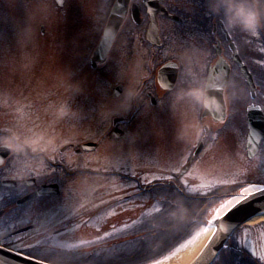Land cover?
<instances>
[{
  "label": "flooded vegetation",
  "instance_id": "1",
  "mask_svg": "<svg viewBox=\"0 0 264 264\" xmlns=\"http://www.w3.org/2000/svg\"><path fill=\"white\" fill-rule=\"evenodd\" d=\"M114 1L111 0L100 19L90 13L89 28H94L99 35L96 44V34L85 36L94 42L90 55L83 60L87 45L73 41L70 56L80 66L88 59L91 69H101L111 63L117 76L112 89L120 85L121 92L111 97L112 110L119 114L111 119L108 132L117 129L120 136L114 140L125 136L128 133L125 126L132 115H137V123L133 124L135 128L139 123L145 128L144 147L149 146L151 153L158 151L155 159L160 156L168 164L164 171L166 176L169 175V181L163 188L160 182L147 183L139 186L138 191L144 196L156 189L158 192H184L187 188L181 178L204 148L213 147L217 138L225 136L238 122L245 126L241 155L247 157L248 106L256 105L264 117V27L255 34L229 29L220 16L208 11L206 0H120L122 19L112 46L104 59L92 60ZM43 32L40 29L41 35ZM53 47L50 45L48 49L54 58ZM241 63L253 80V94L242 74ZM219 64L228 67L222 110L219 106L202 107L189 97L177 94L178 88H187L196 80L206 79L208 71ZM80 71L81 68L73 76L77 77ZM103 77L101 74L94 80L103 82ZM126 89L138 91L137 97L128 105L130 111L122 105ZM77 104L76 101L73 105ZM185 104L194 114V124L183 120ZM81 143H66L62 150L71 149L77 154L86 151L79 149ZM140 145L134 147L140 150ZM259 154L264 158V135L257 152L249 160ZM178 162H182L179 167ZM63 163L50 159L43 152L31 150L11 152L0 161V179L12 180L7 185H0V245L28 255L34 250L55 256L65 253L67 256L48 258L57 264H97L98 259L103 258H117L119 264H128L124 259L133 253L120 251V248L137 240L132 234L133 229L139 219H146L150 214L147 203L136 202L137 195L131 193L118 198L119 202L101 204L71 203L66 195L63 200L56 201L62 197V191L69 193L68 177L77 173ZM182 170L183 174L178 175ZM79 172L98 173L89 169ZM99 173L132 178L118 171ZM54 183L58 186L54 187ZM43 185L48 188L43 194L35 195ZM56 190L58 193H52ZM104 232L109 235L105 237ZM96 236L101 239L94 240ZM80 240L87 243L79 244ZM104 249H112V255H107ZM226 249L234 255L240 251L230 244ZM144 263L145 259L130 264ZM212 264L225 262L219 254Z\"/></svg>",
  "mask_w": 264,
  "mask_h": 264
},
{
  "label": "rangeland",
  "instance_id": "2",
  "mask_svg": "<svg viewBox=\"0 0 264 264\" xmlns=\"http://www.w3.org/2000/svg\"><path fill=\"white\" fill-rule=\"evenodd\" d=\"M108 1L65 0L64 5L58 7L52 0H0V131L10 127L22 136L42 133L43 137L38 143L44 149L39 152L57 162H65L63 164L67 169L77 172L68 177L66 187L69 193L62 191V197L56 201L63 200V195H66L71 203L101 204L117 202L118 198L131 193L138 195L136 197L140 202H146L153 212L160 203H166L168 210L152 225V230H158L160 225L164 228L163 231L158 230L156 237H152L157 239L158 246L142 256H128L124 262L130 264L174 247L180 238L171 233V223L185 214L177 217L169 215L174 204H183L178 192L165 190V198L157 195L160 201L156 202L152 198L159 189L145 193L144 197L138 191L139 183L160 182L163 188L169 177L164 171L168 164L160 156V159H155L158 151L151 153L149 146L144 147L145 128L140 123L137 128L133 124L137 123L138 116L132 115L129 125L126 123L128 133L125 136L114 140L108 135L111 119L119 114L112 110L110 94L117 76L111 63L101 69H91L88 59L80 66L70 56L73 41L87 45L83 60L90 55L91 47L99 37L94 28H89L90 13L100 19L106 5L111 3ZM41 25L44 26L42 35ZM95 34L93 43L85 38ZM50 45L54 46V58L48 49ZM79 68L82 71L74 77ZM101 74H104L103 82L94 80ZM76 101L78 104L73 105ZM66 104L72 107L73 113L60 117L58 113ZM123 104H127L125 97ZM130 109L128 106L127 111ZM184 112V122L194 124V114L186 104ZM233 128L221 139L217 138L213 147L204 148L191 169L181 178L190 195L206 196L207 199L191 198V207L197 209L196 212L201 207L200 213H205L207 220L215 214L220 204L238 195L241 187L264 181V158L259 154L249 160L244 154L241 155L244 123L238 122ZM193 130L196 133L195 128ZM83 141L96 142L97 147L78 154L71 149L62 150L66 143L78 144ZM137 144H141L140 150L134 147ZM180 164L182 162H178L177 167ZM82 169L98 173H80ZM107 171H118L132 178L122 180L120 176L99 173ZM143 227V224L139 225L138 230ZM249 227L244 225L239 234L243 239L251 238V244H248H258V251L263 249L264 256V226ZM201 228L197 231V237L205 233L200 232ZM168 234L173 238L172 244L162 242ZM197 237L183 242L179 248L188 246ZM146 239L149 240L150 236ZM124 250L128 251L126 245L120 248V251ZM32 255L45 259L55 256L54 253L48 255L39 250H34ZM59 256L67 255L64 253L55 257Z\"/></svg>",
  "mask_w": 264,
  "mask_h": 264
},
{
  "label": "water",
  "instance_id": "3",
  "mask_svg": "<svg viewBox=\"0 0 264 264\" xmlns=\"http://www.w3.org/2000/svg\"><path fill=\"white\" fill-rule=\"evenodd\" d=\"M60 5L62 3V0H56ZM122 1L116 0L109 12L106 25L104 27L103 31V37L97 46V48L93 52L94 57H105L106 52L108 51L112 40L116 34V31L119 27L120 23V10L121 7L119 5ZM223 69H222V68ZM242 70L246 76L247 82L253 90V83L251 81V77L249 73L246 71L245 67L241 65ZM228 80V68H224L220 64L213 67L209 70L207 81L209 83H220L223 85L222 90H213L210 89V94L212 96L216 97V100L218 102L209 103L206 105L207 107H220V110H222V107H224L223 102V88L226 85ZM117 89L119 87H116L113 95H115L117 92ZM264 135V117L259 110L258 107L250 105L248 107V157H252L259 146L260 140L262 139ZM112 137L119 136V133L117 130H113L111 132ZM95 146L94 143L87 142L82 144L80 147L85 149H92ZM9 153L8 149L0 148V156L5 157ZM7 182L0 181V184H5ZM54 187H57V184H53ZM57 193V190L54 192ZM264 209V191L256 193L253 197L250 198L248 204H247V218L241 217L240 215H237L233 213L231 216H229L226 220L221 217L219 220V223H223L225 226L223 228H219L218 224H214L213 227L217 228V231L215 235L213 236V232H211L210 236H213L212 239H207L205 244L202 246V248L199 250L197 256L189 263V264H210L213 259L216 257L219 250L223 247L226 240L230 236V234L240 225L245 223L250 217L255 215L257 212ZM209 236V237H210ZM0 264H50L44 261L36 260L33 258H30L28 256L19 254L17 252L11 251L7 248H4L0 246Z\"/></svg>",
  "mask_w": 264,
  "mask_h": 264
},
{
  "label": "clouds",
  "instance_id": "4",
  "mask_svg": "<svg viewBox=\"0 0 264 264\" xmlns=\"http://www.w3.org/2000/svg\"><path fill=\"white\" fill-rule=\"evenodd\" d=\"M207 9L210 13L220 16L224 25L229 29H238L246 33H257L264 27V0H206ZM210 83L206 79L194 81L187 88L177 89L179 96H187L196 104L205 107L209 103L218 102L215 96L210 94ZM138 91L126 89L124 97L127 108L130 101L137 97ZM73 113L72 109L66 104L58 113L60 117ZM43 134L30 133L21 135L13 128H5L0 131V147L7 148L13 153H23L31 150L32 152L43 151L44 146L38 143ZM186 211L185 206L177 202L169 210L172 217L181 216Z\"/></svg>",
  "mask_w": 264,
  "mask_h": 264
},
{
  "label": "trees",
  "instance_id": "5",
  "mask_svg": "<svg viewBox=\"0 0 264 264\" xmlns=\"http://www.w3.org/2000/svg\"><path fill=\"white\" fill-rule=\"evenodd\" d=\"M166 192V191H165ZM195 199V198H194ZM190 210H187V213H184L185 215L183 217H179L178 219H176L175 221H173V223H171V228L170 231L174 236L179 237L180 242L178 244H176V246H178L182 240H186L191 234H193L197 229L207 226V218L206 215L204 213H202L201 215V207H199V211L196 212L197 209H194L192 207H190ZM154 220V219H153ZM154 225V222H153ZM262 226H264V222L261 223ZM152 227H150V230L148 231V233L146 234V238L147 236H150V241H151V245L150 248L154 249L155 247H157L158 245V241L157 239H153L152 237H156L155 234H157L158 230L163 231L164 228L160 227L158 228V230H152ZM195 228H197L196 230H194ZM191 230V231H190ZM194 230V232H192ZM240 232V229H238L231 237H230V241L228 242V245H233V246H238L236 244V241L238 239V233ZM170 233V234H171ZM192 236V235H191ZM190 236V237H191ZM164 241H162L163 243H171V241L173 240L172 236H167L166 239H163ZM172 244V243H171ZM240 249V248H239ZM171 249H168V251H170ZM167 251V252H168ZM167 252L162 253V251L157 254V256H153L150 259H145L146 263H149L152 259H156V260H160L161 256H164ZM235 255L232 253V251H229L228 249H224L221 253H220V257L222 258V260L225 262V264H264V259H261L262 256H256L254 254H252L251 252L245 251V248L240 249V251L237 250V253L234 252ZM48 261H52L51 259H46ZM122 260V259H121ZM110 264H113L115 261V259H109L108 260Z\"/></svg>",
  "mask_w": 264,
  "mask_h": 264
},
{
  "label": "snow or ice",
  "instance_id": "6",
  "mask_svg": "<svg viewBox=\"0 0 264 264\" xmlns=\"http://www.w3.org/2000/svg\"><path fill=\"white\" fill-rule=\"evenodd\" d=\"M164 69H161V72H163ZM223 85L220 83H210V88L213 90H222ZM4 148V147H0ZM7 149V148H5ZM176 171H179V169H176ZM264 191V183H261L259 186L256 184H247L245 187H241L239 189V194L235 196H231L229 199L225 200L222 204L219 205L218 208L215 209V214L207 221V226L202 227L200 229V232H207L209 228H212L213 236L215 235L217 228L213 227L214 224H218L219 228H223L225 225L223 223H219V220L221 217H223L225 220L231 216L233 213L240 215L241 217L247 218V204L251 197H253L256 193ZM259 215L264 216V210H262ZM122 227H127L126 225H122ZM113 231H116V229H113ZM103 235L106 237L109 235L108 232H104ZM199 235V233H197ZM213 236H210L209 239H212ZM96 241H99L101 239L100 236H96L93 238ZM79 244H85L87 241L80 240L78 241ZM15 246V245H14ZM68 247H73L72 245H68ZM127 249L132 252H139L143 248V244L140 240H132L127 242L126 245ZM104 251L107 253V255H112L113 250L112 249H104ZM174 255V253H173ZM168 257H163V259H167ZM261 259H264V256L261 257ZM97 264H104L103 259H98ZM150 264H160L159 260L152 259L150 261Z\"/></svg>",
  "mask_w": 264,
  "mask_h": 264
},
{
  "label": "bare ground",
  "instance_id": "7",
  "mask_svg": "<svg viewBox=\"0 0 264 264\" xmlns=\"http://www.w3.org/2000/svg\"><path fill=\"white\" fill-rule=\"evenodd\" d=\"M261 211L250 217L247 221V224H256L264 221V216L259 215ZM211 232L212 229H209L207 232L197 237L196 240H194L191 244L185 246L173 256L161 261L160 264H189L195 258V256H197L199 250L202 248Z\"/></svg>",
  "mask_w": 264,
  "mask_h": 264
}]
</instances>
